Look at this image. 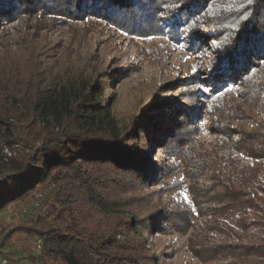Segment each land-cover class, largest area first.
Wrapping results in <instances>:
<instances>
[{"label":"trees","instance_id":"trees-1","mask_svg":"<svg viewBox=\"0 0 264 264\" xmlns=\"http://www.w3.org/2000/svg\"><path fill=\"white\" fill-rule=\"evenodd\" d=\"M238 1L245 3L232 11L231 24L232 20L224 21L231 12L230 0H0V21L24 15L29 20L30 55L38 58L39 53L44 59L40 65L29 62V67H18L15 61L14 67L0 69V257L10 233L22 229L39 240V254L32 264H164L165 254L151 253L149 236L185 232L195 214L194 205L168 209L145 191L152 184L153 167H147L152 163L149 136L154 135V146L171 151V166L178 168L175 157L181 155L185 174V137L199 131L194 119H200L196 112L202 96L193 89V77L156 86L123 124L110 107L116 94L108 84L117 72L91 70L94 67L87 60L92 55H84L83 63L76 60L66 39L50 36L60 24L86 18L100 22L107 34L113 29L129 40L139 39L141 47L164 64L165 55L177 46L202 53L199 38L206 35L216 56L224 54L229 60L206 78L212 84L207 108L214 119L211 133L221 136L224 123L215 120L233 112L235 96L249 105L257 103L249 117L252 128L227 136L249 159L264 158V84L254 85L253 79L254 67L264 63V0ZM33 15L37 19H29ZM150 44L157 49H150ZM53 66L61 68L52 72ZM139 123L145 124L142 135ZM224 130L225 135L227 126ZM196 135L191 139L193 148L203 145ZM12 144L24 145L27 152L5 161L2 150ZM213 168L211 163L207 166L213 172L212 183L201 181V172L200 178L188 176L195 207L212 205L203 224L206 239L198 240L193 231L189 241L196 238L194 245L211 258L231 260L227 264H264V168L237 167L232 178ZM160 169L161 165V176L171 173L168 162ZM119 177L121 187L134 184L131 189H139L137 197L148 206L143 217L111 197L113 187H120ZM181 183L174 178L175 186ZM43 207L44 215L31 212ZM5 211L36 219L20 229L5 228L1 221ZM226 216L228 223L223 221ZM165 218L172 223L158 227ZM215 233L222 237L219 241ZM20 260L23 264L20 258L16 261Z\"/></svg>","mask_w":264,"mask_h":264},{"label":"rangeland","instance_id":"rangeland-1","mask_svg":"<svg viewBox=\"0 0 264 264\" xmlns=\"http://www.w3.org/2000/svg\"><path fill=\"white\" fill-rule=\"evenodd\" d=\"M231 6L228 11H231L228 19H225V23L231 21L234 23V15L232 11H238L244 5V1L240 5L238 0H230ZM214 8V13H216ZM212 11V9H211ZM237 14V12H236ZM211 12H207L206 16L210 18ZM37 19L36 15H33L29 19ZM236 18H240V14H237ZM206 18L203 20V24ZM217 20V19H215ZM209 22V19L207 20ZM28 24L29 20L26 17L17 16L13 20H3L0 21V69H7L10 64L14 65L15 61H18V67L23 65L29 67V62H36L40 65V61L43 59L39 53L38 58L30 55V50L28 46ZM204 30L203 28L201 31ZM115 33L116 36L113 37L112 33L107 34L105 29L102 30V23H94L86 18L85 20H74L68 22V24H60L59 28L51 29L50 36L53 39L67 40V44L72 46L73 52H75V59L81 60L84 55H92V57L87 60L91 62V66L94 67L93 70H107L114 69L116 71L115 78H112L111 82L108 84L115 89V98L111 100L110 107L117 118L123 124L125 120H129L135 114L138 109V105L141 99H145L150 95L151 91L156 86H162L164 84L168 85L174 82V78L188 79V77H193V89L199 92L202 96L197 103L198 110L196 113L200 115L197 117L199 120L194 119L195 127L199 128V131L187 133L185 137V174L183 161L181 162V155L176 154L175 162L179 163L178 168L171 166V151L168 152L162 148H157L159 146L153 145V137H148V143L150 146V159L152 163L147 166L149 169L153 167L152 170V184L146 186V190L150 197L155 199H160V205H166L168 209L180 210L184 205H191L195 210L193 215L191 226L185 227V232L170 230L166 234L161 232L155 233L149 236L151 253L165 254L161 256L164 264H227L231 260H226L224 258H211L210 253L206 250L199 249L198 245H194V241L197 238L200 241H204L205 230L203 226L205 219L209 218L210 213H207V208H212L211 203L208 205H201L200 207H195L192 202V198L189 192V179L200 178V172L203 173L201 181L205 183L215 182L212 177L213 172L207 169V166L211 163L216 170L228 178H232L236 174L237 167H248L250 165H262L264 168V158L251 160L244 153L240 152L236 147V141L227 135L230 133H238L242 129L249 130L253 126V121L249 119L251 112L257 107V103L249 105L245 103L244 99L235 96L236 106L232 113L226 111L224 118L221 116L216 119V122L224 123L222 126L223 130L220 132L221 136H216L215 133H211L212 125L214 123L213 116L207 114V108L211 104V86L212 84L207 81V75L209 72L217 66L226 64L228 60L227 55L216 56L214 48L211 46V41L206 39V35H202L199 38L204 46L203 52L194 54L190 50H184L180 46L174 47L172 51L165 55L164 61L168 62L164 64L160 58L153 59L151 54L141 47L144 45L139 39L129 40L125 35L114 32L113 29L107 30ZM132 41V42H131ZM150 40H148L149 42ZM186 42V36H185ZM151 45L150 49H157L156 45ZM186 46H189L185 43ZM146 48V47H145ZM35 51H33L34 53ZM74 59V60H75ZM33 60V61H30ZM44 60V59H43ZM85 62V61H84ZM260 66V65H259ZM14 67V66H13ZM210 67V69H209ZM61 67L53 66L52 72H58ZM73 68V67H72ZM256 73L253 75L254 85L260 83L264 84V63L261 67H254ZM80 72V71H79ZM88 72V71H86ZM81 73H84L81 71ZM123 74L120 77V74ZM189 77V78H190ZM240 81V78H238ZM186 83V82H185ZM244 89V88H243ZM110 91L105 93L109 94ZM166 98L169 95L165 96ZM234 100V99H233ZM229 102L228 105L232 104ZM172 105L173 102L171 101ZM208 115V116H207ZM227 126V131L224 133V129ZM138 127V125H137ZM145 129V124L139 123L138 130L139 135H142V130ZM194 129V128H193ZM154 131V130H153ZM198 137L197 141H200L203 145L191 147L190 144L193 143L191 140L195 135ZM165 135V133H164ZM189 135H192L189 137ZM236 139L240 136L236 135ZM22 144H12L11 147H4L2 150L3 159L7 161L9 158L19 157L26 151ZM182 149H180L181 151ZM183 160V159H182ZM168 162L169 173L168 175L161 176L158 171L159 165L162 167ZM201 167V168H200ZM212 168V167H211ZM213 168V169H214ZM96 169L94 172H96ZM178 170V171H177ZM196 170L197 175L194 174ZM175 171V173H173ZM177 172V173H176ZM193 173V174H191ZM174 175V176H173ZM174 178L181 181V186H175L173 184ZM120 187H113V192L111 197L116 200V202L121 203L124 208H129L131 212L135 214L138 218L143 217L147 211L148 206L144 205L136 194H139V189L123 188L122 179L119 177L116 179ZM130 180H126L129 183ZM125 184V183H124ZM183 185V187H182ZM182 187V188H181ZM137 188V187H136ZM130 189V190H129ZM215 195V192L213 193ZM187 197V198H186ZM201 201V198H200ZM134 207L136 209H134ZM218 204L216 205V208ZM201 209V212H199ZM215 209V208H214ZM46 207H43L40 211H34L37 215H44ZM186 210V208H185ZM217 212V211H216ZM16 213V211H15ZM11 212L5 211L1 214L4 218L3 226L7 227H20L29 224L30 219H36L35 215L26 214L23 218L17 217ZM32 217V218H31ZM229 216L223 220L228 223ZM214 221V220H213ZM168 223H172L171 218H165L161 225L158 227L166 226ZM194 225H197L194 229ZM188 228V229H187ZM194 231V236L196 238L190 242L189 237ZM211 235V234H210ZM209 235V236H210ZM216 240H220L217 233L212 234ZM224 237L223 234H219ZM8 245L3 249V254L0 257V264H23L29 262L32 264L36 260V256L39 254V240L34 236L29 234L25 230H17L10 233V238L8 240ZM156 254V255H157ZM204 254V256L199 257V255ZM164 257V258H163Z\"/></svg>","mask_w":264,"mask_h":264},{"label":"snow or ice","instance_id":"snow-or-ice-1","mask_svg":"<svg viewBox=\"0 0 264 264\" xmlns=\"http://www.w3.org/2000/svg\"><path fill=\"white\" fill-rule=\"evenodd\" d=\"M248 3L251 4L252 3V0H248ZM187 198V197H186Z\"/></svg>","mask_w":264,"mask_h":264}]
</instances>
